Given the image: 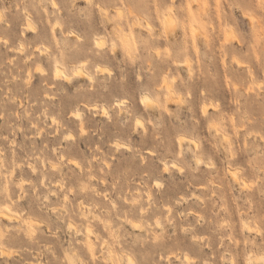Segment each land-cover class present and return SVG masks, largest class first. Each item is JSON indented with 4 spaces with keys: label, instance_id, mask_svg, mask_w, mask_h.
Wrapping results in <instances>:
<instances>
[{
    "label": "rangeland",
    "instance_id": "1",
    "mask_svg": "<svg viewBox=\"0 0 264 264\" xmlns=\"http://www.w3.org/2000/svg\"><path fill=\"white\" fill-rule=\"evenodd\" d=\"M0 212V264H264V2L0 0Z\"/></svg>",
    "mask_w": 264,
    "mask_h": 264
},
{
    "label": "bare ground",
    "instance_id": "2",
    "mask_svg": "<svg viewBox=\"0 0 264 264\" xmlns=\"http://www.w3.org/2000/svg\"><path fill=\"white\" fill-rule=\"evenodd\" d=\"M57 3V2H56ZM53 4L54 5H52V6H55L56 7V5H55V3H54V1H53ZM27 22V21H26ZM29 23H30V21H29ZM29 23L27 22V25H28V27L27 28H29L30 30L32 29V27L31 26H29ZM173 23V21H172V19H170V17L168 16V19L166 20V24H168V25H171ZM30 24H32V22L30 23ZM33 26V25H32ZM26 28V29H27ZM194 29H196L195 27H193ZM193 29V31L194 32H196L197 31V29L196 30H194ZM32 30H34V29H32ZM36 32V31H35ZM72 32V34H73V31H71ZM23 34V33H22ZM68 34H70V33H68ZM76 34V33H75ZM196 34H197V32H196ZM231 35V34H230ZM24 37V36H23ZM75 37V36H74ZM234 37V36H233ZM230 38V37H229ZM228 38V39H229ZM233 39V38H232ZM235 39V38H234ZM230 40V39H229ZM228 40V41H229ZM103 41H105L104 39H103ZM106 42H104V45H106L105 44ZM6 44V43H5ZM97 44V45H96ZM102 44V42L100 41V39H97L96 40V42H95V45H96V47L98 46V45H101ZM22 46H23V44H22ZM22 48V47H21ZM98 48H100V47H98ZM23 50V49H22ZM84 64V63H83ZM81 65V64H80ZM85 65H87V64H85ZM99 66L100 65H98V68H99ZM102 66H100V68H99V70H102V68H101ZM42 68V67H41ZM83 68L84 67H82V66H78V67H76V69H75V72L74 73H83ZM98 68L96 67L95 68V70L97 69L98 70ZM44 69V68H43ZM105 69V71H106V68H104ZM39 70L42 72V70L40 69V67H39ZM54 70V69H53ZM36 71H38V70H36ZM86 71H87V69H86ZM103 71V73H104V70H102ZM102 71H101V73H102ZM89 72V71H88ZM99 72V71H98ZM43 73V72H42ZM53 73H54V75H56V76H60V74H62V75H64L65 76V78H66V80H69V78H68V75H67V73L65 72V70H62V68H58V67H56L55 68V70L53 71ZM84 75H87L86 76V78L88 77V78H90L89 80L90 81H93L94 80V77H93V74H90V72L89 73H86L85 72V70H84ZM102 73V74H103ZM74 77H76L75 75H74ZM79 78V77H78ZM82 78H83V76H82ZM86 78H84V79H86ZM71 79H72V77H71ZM91 79H93V80H91ZM81 80V79H80ZM88 80V79H87ZM167 80V79H166ZM73 81V80H72ZM95 81V80H94ZM92 83V82H91ZM163 84V83H162ZM168 90V89H167ZM170 90V89H169ZM168 90V91H169ZM141 102L143 103V104H145L146 106H148V107H153L154 106V103H155V100L151 97V96H149L148 94H146V93H144V95L141 97ZM121 103H122V105H123V103H125L124 101L122 102L121 100L120 101H116V104L115 105H117L118 107L121 105ZM141 103V104H142ZM142 104V105H143ZM97 106V105H96ZM95 105H94V107H96ZM145 106V107H146ZM89 107H91V108H93V105L92 106H89ZM88 106H87V108H89ZM98 107V106H97ZM106 107V106H105ZM147 107V108H148ZM103 109H101L100 111H102V113H103V110H104V114L106 113L105 112V110L107 109H105L104 107H102ZM94 109V108H93ZM204 110H205V107L203 108ZM94 110H97V109H94ZM108 110V109H107ZM93 111V110H92ZM98 111V110H97ZM81 110H78V111H76V112H74L75 113V115H76V117H78L79 118V120H80V124H81V127H83L84 125V122H83V118H82V115H81ZM94 112H96V111H94ZM205 112H206V110H205ZM104 114H102L103 116H107V114L106 115H104ZM109 114V113H108ZM75 115H73V116H75ZM75 117V119H77ZM108 117V116H107ZM78 120V119H77ZM139 120V119H138ZM137 120V121H138ZM57 122V121H56ZM138 123V122H137ZM138 125V124H137ZM139 125H140V123H139ZM142 126V125H141ZM82 131H84L83 130V128H82ZM83 133H85V132H83ZM182 137H181V139L179 138V145L182 143ZM116 142V141H115ZM119 142H117V143H115V144H118ZM121 143V142H120ZM128 146V145H127ZM195 146H197V143H196V145ZM125 148V147H124ZM197 148V147H196ZM128 149V148H127ZM199 157V156H198ZM200 158V157H199ZM198 159V158H197ZM198 161H199V159H198ZM75 164H76V161H75ZM79 165V164H78ZM78 165H76V166H78ZM174 165V164H173ZM167 167L168 166V164H166V165H164V167ZM54 168V167H53ZM56 168V167H55ZM34 169V168H33ZM165 170V169H164ZM33 171V170H32ZM35 171V170H34ZM166 171V170H165ZM14 172H15V170H14ZM13 172V173H14ZM34 173V172H33ZM12 174V173H11ZM238 175V173L237 172H232V175H233V177L235 178V179H239V176H237ZM14 175V174H13ZM92 177H91V179L92 178H94L93 177V175H91ZM12 177V176H11ZM244 180V179H243ZM158 182H156V184H157ZM23 184V183H22ZM22 184L20 185V187L22 186ZM246 184V183H245ZM61 185V184H60ZM11 195H8V197H10ZM13 198V197H12ZM150 198V197H149ZM11 199V198H10ZM12 200V199H11ZM7 202H9L10 203V201H7ZM13 202H11V204H12ZM10 205V204H9ZM84 206V205H83ZM84 208V207H83ZM82 208V209H83ZM9 209V208H8ZM10 210V209H9ZM84 210V209H83ZM144 210V209H143ZM23 211V210H22ZM8 212H11V211H8ZM7 212V214H5L6 213V210H5V213L4 212H0V216L1 217H3L4 219L5 218H8V220H12V217H15L16 218V214L15 215H13V213H8ZM24 212H25V210H24ZM144 213V212H143ZM23 214H26V212L25 213H23ZM85 215V214H84ZM83 215V216H84ZM16 219H18V216H17V218ZM39 224V223H38ZM41 224V223H40ZM160 223H159V221L157 222V225H159ZM29 225H30V227H32L31 229H29V230H33V225L31 224V223H29ZM132 225H133V223H132ZM75 226V225H74ZM73 226V227H74ZM136 227V226H135ZM69 228V227H68ZM70 228L72 229V226H70ZM108 228V227H107ZM70 229V230H71ZM75 229H77V228H75L74 227V232H77V231H80V230H77V231H75ZM138 229V228H137ZM34 230H36V229H34ZM85 230H86V232H85ZM85 230L84 231H81V232H85V234L86 235H88V239H87V247H88V251H89V253H90V257H91V259H93L94 258V245H93V243H92V240L90 239V235H92V233H95L94 232V230H93V227L91 226V225H89V224H87L86 225V228H85ZM30 231V234H32V232H34V231H32L31 232ZM97 233V232H96ZM95 233V234H96ZM28 235H29V233H28ZM74 235V234H73ZM77 235V234H76ZM95 237L96 235H92V237ZM30 237H33L32 235L30 236ZM97 237V236H96ZM105 243V242H104ZM104 245V244H103ZM114 253V251H113V249L112 248H110V250H109V259H110V261L112 260V262H115V263H117L118 264V262H116V260L114 259V256H115V254H113ZM68 257V256H67ZM70 257V256H69ZM66 258V257H65ZM73 258V257H72ZM80 258V257H79ZM169 257H167V259H168ZM71 259V258H70ZM75 259V258H74ZM69 260V259H68ZM81 260V259H80ZM80 260H77V261H80ZM189 260V259H188ZM249 260L250 259H248V264H249ZM76 261V263L74 262V261H70L71 262V264H77L78 262ZM82 261V260H81ZM127 261L129 262V263H132V259H131V257H128L127 258ZM83 262V261H82ZM111 262V263H112ZM81 263V262H80ZM86 263V262H85ZM84 263V264H85ZM69 264V263H68ZM87 264V263H86ZM113 264V263H112Z\"/></svg>",
    "mask_w": 264,
    "mask_h": 264
},
{
    "label": "snow or ice",
    "instance_id": "3",
    "mask_svg": "<svg viewBox=\"0 0 264 264\" xmlns=\"http://www.w3.org/2000/svg\"><path fill=\"white\" fill-rule=\"evenodd\" d=\"M262 2H264V0H262Z\"/></svg>",
    "mask_w": 264,
    "mask_h": 264
}]
</instances>
